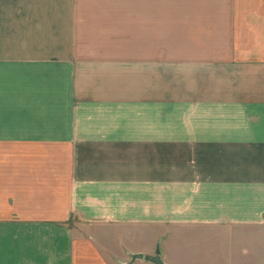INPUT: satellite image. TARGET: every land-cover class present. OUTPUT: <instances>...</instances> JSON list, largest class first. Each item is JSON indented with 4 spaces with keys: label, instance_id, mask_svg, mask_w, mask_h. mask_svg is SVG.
<instances>
[{
    "label": "crops",
    "instance_id": "1",
    "mask_svg": "<svg viewBox=\"0 0 264 264\" xmlns=\"http://www.w3.org/2000/svg\"><path fill=\"white\" fill-rule=\"evenodd\" d=\"M264 264V0H0V264Z\"/></svg>",
    "mask_w": 264,
    "mask_h": 264
},
{
    "label": "water",
    "instance_id": "2",
    "mask_svg": "<svg viewBox=\"0 0 264 264\" xmlns=\"http://www.w3.org/2000/svg\"><path fill=\"white\" fill-rule=\"evenodd\" d=\"M145 259L146 261H149L154 264H163L161 258H160V251L159 249L156 250V253L154 256H143V255H133L132 259Z\"/></svg>",
    "mask_w": 264,
    "mask_h": 264
}]
</instances>
